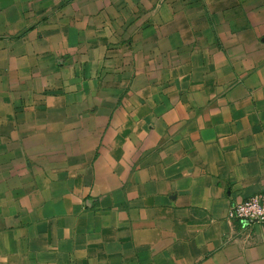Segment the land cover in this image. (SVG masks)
<instances>
[{"label":"crops","instance_id":"0c3cea01","mask_svg":"<svg viewBox=\"0 0 264 264\" xmlns=\"http://www.w3.org/2000/svg\"><path fill=\"white\" fill-rule=\"evenodd\" d=\"M264 0H0V264H264Z\"/></svg>","mask_w":264,"mask_h":264},{"label":"built area","instance_id":"2783aa9c","mask_svg":"<svg viewBox=\"0 0 264 264\" xmlns=\"http://www.w3.org/2000/svg\"><path fill=\"white\" fill-rule=\"evenodd\" d=\"M227 219L264 223V192L232 204L227 210Z\"/></svg>","mask_w":264,"mask_h":264}]
</instances>
